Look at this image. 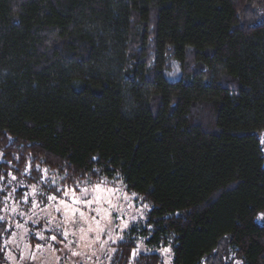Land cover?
<instances>
[{
	"label": "trees",
	"instance_id": "16d2710c",
	"mask_svg": "<svg viewBox=\"0 0 264 264\" xmlns=\"http://www.w3.org/2000/svg\"><path fill=\"white\" fill-rule=\"evenodd\" d=\"M263 149L264 0H0V182L120 178L110 264H264Z\"/></svg>",
	"mask_w": 264,
	"mask_h": 264
},
{
	"label": "rangeland",
	"instance_id": "374dc122",
	"mask_svg": "<svg viewBox=\"0 0 264 264\" xmlns=\"http://www.w3.org/2000/svg\"><path fill=\"white\" fill-rule=\"evenodd\" d=\"M1 157L0 152V162ZM41 182L59 195L42 200L38 185L12 174L0 182V222L9 230L0 264H110L115 246L130 230L145 227L148 206L128 193L120 178L67 188L43 171ZM255 222L262 224L264 213ZM149 252L159 254L162 264H173L171 247H148L146 237L138 236L133 257Z\"/></svg>",
	"mask_w": 264,
	"mask_h": 264
}]
</instances>
